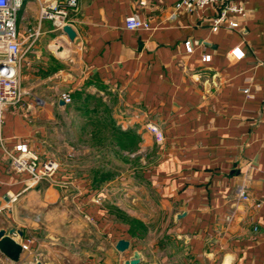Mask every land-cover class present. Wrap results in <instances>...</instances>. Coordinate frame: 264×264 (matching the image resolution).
<instances>
[{"label":"crops","instance_id":"crops-1","mask_svg":"<svg viewBox=\"0 0 264 264\" xmlns=\"http://www.w3.org/2000/svg\"><path fill=\"white\" fill-rule=\"evenodd\" d=\"M177 1L78 0L66 19L77 43L39 19L37 2L19 11L23 98L5 111L4 144H26L60 165L57 185L29 187L0 153V212L8 195L19 200L9 211L15 227L1 228L20 231L18 242L33 240L25 262L124 264L138 252L140 264H264V0H238L246 13L239 27L217 31V7L171 18ZM131 15L151 29L128 31ZM147 125L160 129L162 143ZM70 145L82 151L78 176L58 154ZM94 150L97 169L88 161ZM34 196L42 214L60 209L33 219ZM71 217L99 241L75 233ZM52 221L65 234H51ZM120 240L129 243L123 253ZM0 264L12 263L0 254Z\"/></svg>","mask_w":264,"mask_h":264},{"label":"built area","instance_id":"built-area-1","mask_svg":"<svg viewBox=\"0 0 264 264\" xmlns=\"http://www.w3.org/2000/svg\"><path fill=\"white\" fill-rule=\"evenodd\" d=\"M37 2L39 5V19H48L61 31L67 26V16L69 9H75L78 0H0V153L7 159L9 170L16 175H27L26 183L29 187H35L40 183H47L50 187L57 185V174L59 163L51 157H41L30 149L26 144H17L13 149H6L3 138L4 114L8 108L21 104L23 91L20 86V67L25 51L21 49V43L17 33L18 13L27 2ZM238 0H178L174 5L171 18L177 13L191 14L208 6H215L218 12L213 19L211 29L234 30L239 27L240 21L245 16V9L237 3ZM124 26L128 31H149L151 29L148 22L142 21L136 15L125 18ZM69 26V25H68ZM40 30L37 28L28 35L29 48L39 37ZM28 49V48H27ZM187 52L191 53V46H186ZM209 56L202 57V62H208ZM249 94V90L243 91ZM62 101L68 105L72 102L69 94L61 95ZM146 129L154 136V140L159 144L163 141L160 129L155 125H147ZM10 200L15 198L8 195ZM240 199L248 201L244 191H240ZM100 199L96 200L99 203ZM18 242V241H17ZM22 255L30 254L33 240L28 238L19 242ZM39 262V261H38Z\"/></svg>","mask_w":264,"mask_h":264},{"label":"rangeland","instance_id":"rangeland-1","mask_svg":"<svg viewBox=\"0 0 264 264\" xmlns=\"http://www.w3.org/2000/svg\"><path fill=\"white\" fill-rule=\"evenodd\" d=\"M68 139L69 138H67V140ZM89 140H94L96 142L97 137L96 136H93ZM70 143H72V142L69 141V144ZM58 151H59L58 154L61 155V157L60 156L59 157L63 159L62 160V165L64 167L68 168V169L69 168L70 169L72 168L71 171H73V173H74L73 176L80 175L81 170H82V162H83L81 149L78 148V147H75L74 148L72 145H70L69 148H67V149H66V147L63 148V149H60L59 148ZM98 155H99V153L96 152L95 150L94 151H91L90 154H89L88 161L90 162V164H94L95 167L93 169H97L98 161H99V156ZM122 155L124 157H127L128 156L127 153H125V152H123ZM124 157H123V161H122L123 162V166L127 164V162H126V160H125ZM123 172H124V168H123ZM22 177L27 179V175H23ZM94 187H95V190H97V189L100 190V188L102 187V185L99 184V183H95L94 184ZM37 196H34L33 199H31V201H29L30 204L33 203L35 205V206H33L34 207L33 209L35 210V212H32L31 213L33 219H36V218L38 219L39 217H42V215H49L50 212H51V209H55V208L56 209H60L59 204L58 205H55L54 207L52 206V208L49 206V207H47L44 210V214H42V212L41 211H37V209L42 208L41 207V203L43 201H42V199H40ZM98 199H100V201H102V198H98ZM18 201L19 200H17V199L12 200V202L10 203L11 205L9 206L8 210L6 211V212H8L7 215H6V212L5 213L3 212V214L0 212V229H2L4 227V228H7L6 230H8L9 228H14L15 227V224L12 222V219L16 220V215L13 214L11 216V214H9V211L12 209L13 206L17 205ZM22 203H23V205H25L23 201H22ZM106 205H108V204L106 203ZM108 208L110 209V212L113 213L115 216L119 215V217H122V216H120V214H117L116 212H114L113 210H111L110 207H108ZM70 219H71V222L73 223V226H74V229H75V233L78 232V234H79V233H82V231H88V236H89V240L91 241V243H95L96 244L99 241V238L100 237H98L93 232L90 224L83 222L79 217L75 218L74 221L72 220V217ZM55 225H56L55 222L52 221V223L50 224V228L53 229V231H50L51 234H56L57 233V236L58 235L60 236L61 234L62 235L65 234L64 232H66V230H67L65 224H61L58 228ZM55 227H56V229H54ZM75 235H77V234H75ZM52 237H55V236H52ZM75 237H78V236H75ZM25 258H26L25 255L24 256L23 255L21 256V263L25 262V260L28 259V258L27 259H25Z\"/></svg>","mask_w":264,"mask_h":264},{"label":"water","instance_id":"water-1","mask_svg":"<svg viewBox=\"0 0 264 264\" xmlns=\"http://www.w3.org/2000/svg\"><path fill=\"white\" fill-rule=\"evenodd\" d=\"M61 34L64 35L69 42L77 43L76 34L74 30L70 26H64L61 29ZM54 51L56 56L59 59H63L65 54L63 49L59 44L54 43L53 45ZM60 104L63 105V102L60 101ZM13 235H18L20 238L23 234L20 231L15 229H11L8 232L5 229H0V254L8 260L12 264H42L41 262H34V263H21V256H22V249L19 242L13 239ZM129 248V243L124 240H120L116 243L115 249L123 253ZM141 263V256L138 252H134L133 256L130 260L124 262V264H140Z\"/></svg>","mask_w":264,"mask_h":264},{"label":"trees","instance_id":"trees-1","mask_svg":"<svg viewBox=\"0 0 264 264\" xmlns=\"http://www.w3.org/2000/svg\"><path fill=\"white\" fill-rule=\"evenodd\" d=\"M122 144L128 143L130 144L129 138L126 137V135H122L121 137Z\"/></svg>","mask_w":264,"mask_h":264},{"label":"bare ground","instance_id":"bare-ground-1","mask_svg":"<svg viewBox=\"0 0 264 264\" xmlns=\"http://www.w3.org/2000/svg\"><path fill=\"white\" fill-rule=\"evenodd\" d=\"M16 241V240H15Z\"/></svg>","mask_w":264,"mask_h":264}]
</instances>
